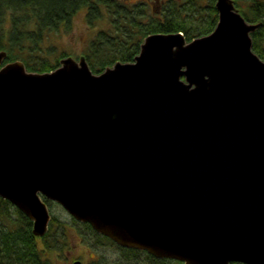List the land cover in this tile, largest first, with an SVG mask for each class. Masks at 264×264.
<instances>
[{
  "label": "water",
  "instance_id": "water-1",
  "mask_svg": "<svg viewBox=\"0 0 264 264\" xmlns=\"http://www.w3.org/2000/svg\"><path fill=\"white\" fill-rule=\"evenodd\" d=\"M214 5L207 36L151 34L100 73L84 55L41 73L0 51V198L36 238L50 201L159 260L264 264L263 23Z\"/></svg>",
  "mask_w": 264,
  "mask_h": 264
},
{
  "label": "trees",
  "instance_id": "trees-1",
  "mask_svg": "<svg viewBox=\"0 0 264 264\" xmlns=\"http://www.w3.org/2000/svg\"><path fill=\"white\" fill-rule=\"evenodd\" d=\"M202 1L0 0V51L8 52L7 62L21 60L29 71H54L60 58L68 54H55L58 48L49 41L61 32L69 34L76 16L84 11L88 27L97 30L83 55L93 73H100L118 61H134L142 41L151 34L182 32L188 41L210 34L218 23V11L215 0ZM234 1L248 22L263 23L252 37L254 51L264 60V0ZM14 207L0 198V264H68L69 241L64 243L63 238L70 236L71 226L53 218L50 232L39 239L31 231V221L17 208L14 218ZM81 225L99 246L116 247L91 225ZM57 226H61L62 236ZM86 236L81 233L80 239ZM117 248L123 259L114 264H137L143 255L150 264L170 261L143 251Z\"/></svg>",
  "mask_w": 264,
  "mask_h": 264
},
{
  "label": "rangeland",
  "instance_id": "rangeland-1",
  "mask_svg": "<svg viewBox=\"0 0 264 264\" xmlns=\"http://www.w3.org/2000/svg\"><path fill=\"white\" fill-rule=\"evenodd\" d=\"M202 2L207 3L208 0H203ZM83 12L84 11L80 12V14L76 16L75 20L73 21L72 30L69 34L61 32L54 37V40L51 39L49 41L58 48L55 54L62 55L63 53H67L70 56L78 58L85 53L84 51H86L89 41L94 36L97 29L94 30L88 27L85 20L86 16L83 14ZM103 25L106 26V24ZM105 26H100V28ZM185 39H187V37H185ZM188 42H190V40ZM55 57L57 58V56ZM48 205L54 219H58L61 223L71 226L72 231H70V236L67 235L66 238H63L64 243L69 241V247L67 251L69 258L68 264H72L73 261L76 260L82 261L83 264H100V261H108L109 264H114L123 259L122 252L117 248V244H115L116 247L99 246L94 238L91 237L87 229L83 228L81 223L72 218V216L61 205L55 202H48ZM14 210H16V207H14L11 211L14 212V218L17 219V215L15 214ZM57 229L59 231V236H62L61 226H57ZM48 230L49 233L51 230V225L50 229ZM81 233L87 234V236L84 237V240L80 239ZM140 258H142V260L138 262L139 264H150V261L147 260L146 256L144 257L143 255L140 256ZM166 262V264H176L173 260Z\"/></svg>",
  "mask_w": 264,
  "mask_h": 264
}]
</instances>
